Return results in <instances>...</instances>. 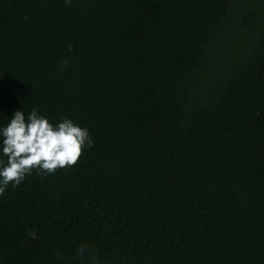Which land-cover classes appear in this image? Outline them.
I'll list each match as a JSON object with an SVG mask.
<instances>
[{"label":"trees","instance_id":"trees-1","mask_svg":"<svg viewBox=\"0 0 264 264\" xmlns=\"http://www.w3.org/2000/svg\"><path fill=\"white\" fill-rule=\"evenodd\" d=\"M33 107L93 145L0 195V264H264V0H0Z\"/></svg>","mask_w":264,"mask_h":264},{"label":"clouds","instance_id":"clouds-1","mask_svg":"<svg viewBox=\"0 0 264 264\" xmlns=\"http://www.w3.org/2000/svg\"><path fill=\"white\" fill-rule=\"evenodd\" d=\"M7 117L0 124V195L9 186L21 185L33 172L50 176L58 169L72 167L82 150L93 145L89 130L69 117L62 116L53 123L36 107L27 114L18 108ZM29 235L35 238L36 233ZM79 253L85 255V246H80ZM88 259H94L90 251Z\"/></svg>","mask_w":264,"mask_h":264}]
</instances>
